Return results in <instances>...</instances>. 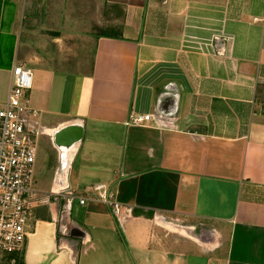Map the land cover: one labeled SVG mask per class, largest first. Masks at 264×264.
<instances>
[{
    "label": "crops",
    "instance_id": "crops-1",
    "mask_svg": "<svg viewBox=\"0 0 264 264\" xmlns=\"http://www.w3.org/2000/svg\"><path fill=\"white\" fill-rule=\"evenodd\" d=\"M101 2L105 26L119 32L89 33L88 72L31 66L30 102L55 164L49 189L47 177L35 181L45 199L20 264H264V0ZM68 5L0 0V102L24 36L55 37L58 20L74 27ZM169 83L179 88L177 121L126 125L131 111L153 114ZM50 115L54 125L41 118ZM71 124L83 139L60 149L54 133ZM100 184L119 218L91 193L78 201ZM52 191L62 195L50 201Z\"/></svg>",
    "mask_w": 264,
    "mask_h": 264
},
{
    "label": "built area",
    "instance_id": "built-area-1",
    "mask_svg": "<svg viewBox=\"0 0 264 264\" xmlns=\"http://www.w3.org/2000/svg\"><path fill=\"white\" fill-rule=\"evenodd\" d=\"M34 86V70L25 61L17 60L12 69L8 98L0 102V258L10 257L14 264L16 255L24 252L27 240L34 229L35 206L43 201L35 188V170L43 127L39 111L32 107L29 93ZM153 120L152 114L129 113L126 125H143ZM92 198L107 204L112 214L119 218L122 207L114 194L104 184L88 189ZM50 195L61 196L52 191ZM74 200L76 195H66Z\"/></svg>",
    "mask_w": 264,
    "mask_h": 264
},
{
    "label": "rangeland",
    "instance_id": "rangeland-1",
    "mask_svg": "<svg viewBox=\"0 0 264 264\" xmlns=\"http://www.w3.org/2000/svg\"><path fill=\"white\" fill-rule=\"evenodd\" d=\"M103 6L104 5L101 0H71V5H68V7L69 11L73 10L75 12L76 22L74 23V27H71V29H66L68 20L62 22L58 20L55 21V37H53V35L24 36V38L28 39L24 45V48L22 49L21 55L23 56H21L20 59L25 61L30 66H34L35 64H48L50 66H55L58 69H65L69 72H88L90 70L93 57V39H89V33L94 32L95 34H116L119 32L116 27L109 25L105 26L106 24L103 21L106 18V14L104 13ZM66 9L67 7L65 5L64 10ZM70 22L71 20L69 23ZM65 23L66 26H63ZM41 31L44 32L46 30ZM68 32L71 33L67 34ZM54 38L55 42L52 41ZM139 97L140 93L138 92L135 97L137 105L140 102ZM41 118L45 124H55V115H50V121L49 119L48 121H44L43 116ZM54 153L55 149L53 147V142L47 136H41L38 164L35 170V181L38 180V182H41L44 179L39 178L42 176L47 177L46 184L44 186L46 189H49L51 183V173H48V171L49 167L51 171L53 170L55 164ZM77 182V176L74 175L73 184L75 190L78 193L84 194V189L87 186L83 185L81 187V185H78V188H76ZM39 187L41 189L42 185ZM54 198V195H49L48 197L50 201H53ZM77 215L79 216V213L78 211H75V216ZM166 219L170 220L168 218ZM197 228L200 232L201 227L199 226Z\"/></svg>",
    "mask_w": 264,
    "mask_h": 264
},
{
    "label": "water",
    "instance_id": "water-1",
    "mask_svg": "<svg viewBox=\"0 0 264 264\" xmlns=\"http://www.w3.org/2000/svg\"><path fill=\"white\" fill-rule=\"evenodd\" d=\"M180 110L179 88L169 83L160 92L157 104L153 107V119L162 127H169L178 120ZM54 143L60 149H68L83 139V128L79 124H71L54 133Z\"/></svg>",
    "mask_w": 264,
    "mask_h": 264
},
{
    "label": "trees",
    "instance_id": "trees-1",
    "mask_svg": "<svg viewBox=\"0 0 264 264\" xmlns=\"http://www.w3.org/2000/svg\"><path fill=\"white\" fill-rule=\"evenodd\" d=\"M24 256H25V250L23 253H21L20 255H16L15 257H13L15 264H20V262L24 260ZM12 259V258H11ZM23 264V263H22Z\"/></svg>",
    "mask_w": 264,
    "mask_h": 264
},
{
    "label": "bare ground",
    "instance_id": "bare-ground-1",
    "mask_svg": "<svg viewBox=\"0 0 264 264\" xmlns=\"http://www.w3.org/2000/svg\"><path fill=\"white\" fill-rule=\"evenodd\" d=\"M68 150H69V149H68ZM68 150H67V151H68ZM57 187H58V186H57Z\"/></svg>",
    "mask_w": 264,
    "mask_h": 264
}]
</instances>
